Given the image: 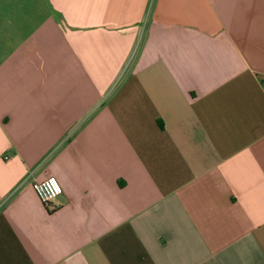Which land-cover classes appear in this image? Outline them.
I'll list each match as a JSON object with an SVG mask.
<instances>
[{
  "label": "crops",
  "instance_id": "0c3cea01",
  "mask_svg": "<svg viewBox=\"0 0 264 264\" xmlns=\"http://www.w3.org/2000/svg\"><path fill=\"white\" fill-rule=\"evenodd\" d=\"M0 264H264V0H0Z\"/></svg>",
  "mask_w": 264,
  "mask_h": 264
},
{
  "label": "built area",
  "instance_id": "2783aa9c",
  "mask_svg": "<svg viewBox=\"0 0 264 264\" xmlns=\"http://www.w3.org/2000/svg\"><path fill=\"white\" fill-rule=\"evenodd\" d=\"M33 189L44 205H50L62 193L61 186L54 177L33 183Z\"/></svg>",
  "mask_w": 264,
  "mask_h": 264
},
{
  "label": "rangeland",
  "instance_id": "374dc122",
  "mask_svg": "<svg viewBox=\"0 0 264 264\" xmlns=\"http://www.w3.org/2000/svg\"><path fill=\"white\" fill-rule=\"evenodd\" d=\"M2 6V5H1Z\"/></svg>",
  "mask_w": 264,
  "mask_h": 264
}]
</instances>
